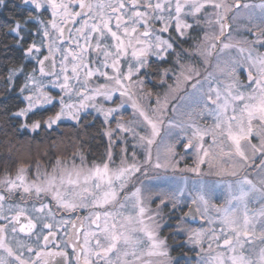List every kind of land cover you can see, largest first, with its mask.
<instances>
[{
    "label": "snow or ice",
    "instance_id": "1",
    "mask_svg": "<svg viewBox=\"0 0 264 264\" xmlns=\"http://www.w3.org/2000/svg\"><path fill=\"white\" fill-rule=\"evenodd\" d=\"M23 3L50 19L30 17L39 22L41 42L32 43L26 55L37 67L19 89L27 93L25 106L11 116L23 118L20 128L37 132L65 119L80 125L91 109L106 125L115 120L116 129L105 130L101 163L88 164L81 143L71 158L57 156L51 170L37 160L34 179L31 165L19 166L15 178L7 173L0 179V264H181L161 231L185 203L186 191L193 207L178 218L176 230L187 236L196 264H264V0ZM241 18L252 25L245 31L254 39L233 34L240 29L229 20ZM10 31L23 39L21 23ZM189 41L191 47H183ZM213 59L215 71L200 79L196 62L208 65ZM161 64L172 67L154 73L153 66ZM242 69L247 83L239 79ZM23 71L11 69L6 83ZM154 74L167 91L142 104L152 96L144 89ZM49 89H59L58 96ZM114 97L117 107L98 103ZM57 105L59 111L43 125L40 119L28 122ZM129 106L132 119L125 122L121 113ZM205 117L212 123L201 124ZM126 136L134 141L130 153ZM188 156L192 165L180 168ZM177 170L217 180L200 179L188 189L182 177L183 187L145 197L142 176L151 172L160 179ZM217 189L226 193L222 204L213 203ZM197 219L207 227H185Z\"/></svg>",
    "mask_w": 264,
    "mask_h": 264
},
{
    "label": "trees",
    "instance_id": "2",
    "mask_svg": "<svg viewBox=\"0 0 264 264\" xmlns=\"http://www.w3.org/2000/svg\"><path fill=\"white\" fill-rule=\"evenodd\" d=\"M36 12L23 4V0H5L0 9V171L9 173L10 170L16 171L20 165H24V158L30 156L32 159H41L45 164L54 162L57 156L61 158H71L78 148L83 147V153L88 163H101L105 158L107 148L106 138L104 136V125L101 118L94 114H87L81 118V124L60 123L53 130H46L42 126L37 132L29 129L20 128L22 118H14L11 113L24 107L23 96L19 89L25 82V74H31L37 67L36 63L26 55V50L32 43L38 44L39 34H37L39 25ZM14 22L21 23L20 40L10 29L14 27ZM183 47L190 48L191 42L183 43ZM23 68V73H19L14 81L6 83V78L11 69ZM172 67L170 64H161L153 66L152 71L156 69ZM160 76L154 74L146 86L154 94L161 91V87L152 81L159 80ZM58 107H49L46 110H40L38 114L29 118L43 120L48 116L54 115ZM47 153V155H45ZM10 169V170H9ZM11 174H15V173ZM178 214V212H176ZM177 216V215H174ZM172 222V221H171ZM172 224V223H170ZM168 230V231H167ZM162 231V236L167 237L168 244L172 249V256H186L181 259V264L194 263L192 251L181 245L175 247L178 241L170 233L171 227ZM170 231V232H169ZM189 257H193L190 258Z\"/></svg>",
    "mask_w": 264,
    "mask_h": 264
},
{
    "label": "rangeland",
    "instance_id": "3",
    "mask_svg": "<svg viewBox=\"0 0 264 264\" xmlns=\"http://www.w3.org/2000/svg\"><path fill=\"white\" fill-rule=\"evenodd\" d=\"M241 2H243V3L247 2V3H252V4H258V3L261 2V0H255V1L241 0ZM24 5L27 6L28 8H32L36 12V17H39V19H42L44 21H47V20L50 19V15L48 14V12L43 11V10H37V9H35V7L33 5H30V4H24ZM0 9H1V7H0ZM229 23L232 24V27L234 29H235V26H238V28L242 29L241 32L242 33L243 32L245 33L244 34V37H247L249 40L254 39L251 36V33H248L247 31H245V28L246 27H251L252 26L245 19L241 18V20L238 23L237 22H233V21H229ZM38 25H39V22H38ZM39 28H40V25H39ZM37 34H39V33L37 32ZM174 34L175 33H173V35ZM233 34L237 36V33L236 32H234ZM237 38H238V36H237ZM40 42H41V36L39 34V39H38V42H37L38 43L37 44L38 46L40 45ZM262 51H264V50H262ZM46 54H47L46 49H42L41 55H46ZM30 59H32V58L30 57ZM214 65H215V59H213L212 62L210 64H208V65H204V64L200 63L199 61H197L196 62V66L201 71V76L199 78L200 79H203V76L206 74V72H214L215 71ZM239 79L241 81H243L244 83H247V80H246V71L245 70H243V69L240 70V72H239ZM98 82H103V81L100 80ZM152 82L155 83V84H158L162 89H161V91L158 94H154V93H152L150 91V89L145 84V89H144L145 92H151L152 93V96H151L150 100L149 99H142L140 101L142 104L147 105L148 103H150V101H154V99H155V97L157 95H161L162 96L164 94V92L167 91L166 85H162L160 83V78H159L158 82L155 81V80L152 81ZM167 83L168 84H173L174 83L173 78L169 77L168 80H167ZM49 90L51 91V94L53 96H58L59 89H49ZM186 91L187 92H191L192 91V89L190 87V84H189V86H187ZM25 95H27V93ZM180 95H184V93L181 92ZM98 103L103 104L104 107H117L119 105V103H120V100H119V98L114 97L113 101H104V100L100 99V100H98ZM172 103L175 104L176 101H173ZM25 104H26V101L24 100V106H25ZM57 107H58V105H57ZM170 107H171V105H170ZM58 111H59V107H58ZM89 112L91 114H94L95 116H98L99 118L102 119L103 125H104V131H103V133H105L106 128H110L112 130H115L116 129V122H115V120L109 121V123L106 125L105 122H104L103 115H101V114H99V113H97V112H95L94 110H91V109L89 110ZM84 115H87V113L86 114H82L81 118ZM121 116H122L123 121H125V122H127L130 119H132V109H131V107L129 106L126 111H122ZM61 123H74V124H76L75 121H72V120H69V119H65ZM200 123L201 124H211L212 121H211L210 118L205 117V118H203V119L200 120ZM54 127H56V126H54ZM104 136L106 138L107 147H108V138H107L106 135H104ZM126 139L128 140V148H129V153H130L132 151V144L134 143V141L132 140V138L130 136H126ZM117 145H119V141H117ZM106 151H107V148H106ZM106 151H105V153H106ZM177 152L179 153V155H184L183 148H181L179 146H177ZM113 153H114V158H117L116 159V162L119 163L118 156H119V153H120V146L114 147L113 148ZM137 155L140 157V159H143V155H142V152L140 150H137ZM62 159L67 160L68 158H62ZM23 160H24V162H23L24 165H20V166H28V165H31L32 167L29 169V179H34L35 177H34V171H33V169H34V166H35V163H36L37 159H35V158L32 159L30 156H28V157H25ZM39 160L41 161V159H39ZM192 160H193V157H191V156L186 157L184 160L181 161L180 168H183L185 166H191L192 165ZM79 162L80 161L77 158L76 163H79ZM41 163L45 167H47L49 170H51V163L45 164L42 161H41ZM88 164H92V163H88ZM13 172L14 171L10 170L9 173L11 174ZM249 172H251L252 175H255L253 169H249ZM14 173L16 174V171ZM15 174H11L13 178H15ZM154 175H155L154 173H151L150 172L149 175H148V177H143V176L141 177V179L144 181V187H145L144 194H145V197L146 198L155 197L158 192H168L170 190L183 187L184 181L181 179L182 177H186L187 178L188 189H191L193 187L194 183H196L200 179L206 180L209 183H211L214 180H217L216 177H208V176H205V177H202L201 178V177L195 176L193 173L181 172L179 170H177L174 173L172 171H169L167 174L162 175L160 179H153L152 177ZM225 179H231V178H225ZM225 195H226L225 192L221 191L220 189H217L214 193H212L213 203H215V204H222ZM181 199L183 201H185V203L181 204L177 211L171 213V217L172 218L167 220V223L165 224V227L163 228V230L165 228L167 230V228H169V227H171L173 229V230H171V232L170 231L169 232L174 236V240L175 241H178L175 244V247L176 248H179L181 245H183V246L186 247V249L191 250L192 251L191 256H194V259H193L194 260V263L193 264H196L195 250L191 249V246L190 245H187V243H186L187 236L185 234H183V233H179L178 234L177 233V230H176L177 229V225L182 222L178 218L183 217L184 214L187 212L188 208L191 205L190 202H189L190 201V198L187 196V191H186V195L184 197H182ZM156 203H158V201H155L152 204V207L153 208L156 207ZM168 212H169V210L168 209H165V213L167 214ZM176 212H178V214ZM174 215H177V216H174ZM170 223H172V224H170ZM187 226H189V223H186L185 224V227H187ZM190 226L192 228H194V229H199L200 227H207V225L204 224L201 220L199 221V224H197L196 226L195 225H191V224H190ZM161 235H162V232H161ZM185 257L186 256H182V257L180 256L179 257V254L177 256V258H185ZM190 258H193V257H189V259Z\"/></svg>",
    "mask_w": 264,
    "mask_h": 264
},
{
    "label": "flooded vegetation",
    "instance_id": "4",
    "mask_svg": "<svg viewBox=\"0 0 264 264\" xmlns=\"http://www.w3.org/2000/svg\"><path fill=\"white\" fill-rule=\"evenodd\" d=\"M250 1H255V0H250ZM242 3H243V2H242ZM229 21H231V20H229ZM236 27L238 28V26H235V28H236ZM239 29H240V28H239ZM241 30H242V29H240L239 33H237L238 38L244 37V34H245V33H244V32L242 33ZM174 35H175V34H174ZM251 36L254 38V35H253V34H251ZM262 50H264V49H261V51H262ZM5 174H6V173L0 171V179H2V178L5 176ZM49 200H50V198H49ZM46 202H48V201H46ZM86 214H87L86 211H82V212L79 213V215H81V216L86 215ZM191 225H192V224H191ZM161 232H162V231H161Z\"/></svg>",
    "mask_w": 264,
    "mask_h": 264
},
{
    "label": "water",
    "instance_id": "5",
    "mask_svg": "<svg viewBox=\"0 0 264 264\" xmlns=\"http://www.w3.org/2000/svg\"><path fill=\"white\" fill-rule=\"evenodd\" d=\"M46 63H47V62H46ZM192 207H193V206H192V205H190V207L188 208V210H187V212H186V213H188V212H189V209H190V208H192ZM199 221H200V220H199V219H197V220H194V221H190L189 223H190V224H198V223H199Z\"/></svg>",
    "mask_w": 264,
    "mask_h": 264
}]
</instances>
